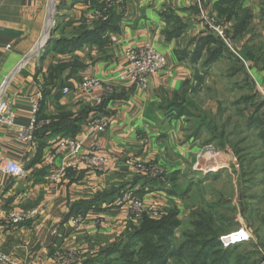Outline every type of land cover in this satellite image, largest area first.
<instances>
[{
	"label": "crops",
	"instance_id": "obj_1",
	"mask_svg": "<svg viewBox=\"0 0 264 264\" xmlns=\"http://www.w3.org/2000/svg\"><path fill=\"white\" fill-rule=\"evenodd\" d=\"M63 1L58 9L61 0H0V99H8L17 114L15 125L0 122V160L16 162L24 171L13 175L0 170V252L24 264H62L57 256L70 252L76 257L73 264H83L119 240L131 224H139L144 215L155 218L174 208L182 215V196L178 194L182 183L178 179L184 173L189 171L191 178L198 175V170L211 172L228 166L229 154L212 143L202 150L193 143L196 134L188 136L191 132L185 131L183 120L186 115L199 117L195 130L200 132L199 119L207 115L197 111L192 94L199 93L218 62L227 61L225 71L231 77L243 66L228 59L227 52L208 68L203 67V58L193 59L198 39L208 33L217 37L203 19L202 8L228 30L245 54V72H241L245 87L251 89L245 92V99L253 105L255 95L264 102L257 86L264 90V0H242L239 13L242 15L244 9L245 14L248 12V23L238 36L234 27L237 18L224 20L219 15L215 5L220 0H203L202 8L197 0H122L108 9L122 17L120 29L109 33L107 43H84L67 53H57L49 44L37 50L46 38L45 28L48 31L55 20L50 38L73 36L82 25L91 27L108 12L103 9L106 0ZM112 36L118 40L113 41ZM145 43L156 45L167 56V67L151 75L147 87L120 81L117 76L126 64V48ZM63 63L69 65L58 70ZM198 72L203 74L201 82L196 78ZM90 76L101 78L107 87L115 89V96L104 107L107 113H100L94 101L102 90L88 94L82 88V82ZM185 81H190L191 88L180 113L168 104ZM37 100L41 121L54 124L36 134V143L32 144L18 137L17 125L30 121ZM253 112L257 119L264 115L255 107ZM83 113L84 119L75 121ZM100 114L111 118L109 127L88 134L91 120ZM261 130L260 149L264 152ZM64 134L80 138L88 134L85 146L101 143L111 163L105 169L73 170L59 180L53 179L52 173L62 164L61 157L52 156L53 148ZM218 154L227 157L221 158L217 167H205V162L216 160L212 156ZM128 158L157 162L164 169V183H148L154 178L137 173L126 164ZM175 172L178 177L171 181L169 177ZM112 188L119 189L117 194L79 213L84 217L79 224L72 222L73 216L65 220L74 204ZM129 190L144 202L141 217H134L123 201V193ZM34 208L39 213L28 221L9 220L13 209ZM257 226L262 227L259 231L263 237L264 224ZM245 228L253 230L248 223Z\"/></svg>",
	"mask_w": 264,
	"mask_h": 264
},
{
	"label": "rangeland",
	"instance_id": "obj_2",
	"mask_svg": "<svg viewBox=\"0 0 264 264\" xmlns=\"http://www.w3.org/2000/svg\"><path fill=\"white\" fill-rule=\"evenodd\" d=\"M70 1L72 2L73 0ZM58 2L59 0H56V3ZM55 23L56 20L52 24L51 30ZM215 34L218 39L225 42L216 32ZM230 36L232 35L230 34ZM224 46L227 49L228 59L237 62L238 65H243L240 68V72L236 73L233 77L227 76L225 71L227 61L222 60L214 66V71L207 75L199 93L192 94L198 107L197 111L204 112L203 114L213 118L217 130L225 132L226 138L224 142L221 141V138L219 140L218 137H214V140L211 141L207 140L212 133V127L208 123L202 124L201 131L196 133L195 128L198 125L196 120L199 117L191 118L186 115L183 120L187 124L185 131L191 132L188 136L196 134L193 143H198L202 150H206V146L212 143L222 150V152L229 154L230 160L228 166L220 170L217 169L211 172L198 170V175L195 174L191 178H189V171H187L181 179L179 178L180 180L178 179L182 183L178 194L182 196L181 202L183 204L182 215H179L180 225L175 228V233H172L173 236L170 242L162 246L167 247L170 252L178 250L185 244L187 240L185 234L193 230L190 225L193 211L204 208L215 215L216 220L222 223V227L231 231L245 227V223L252 225L253 230L251 234L254 236L255 242L258 243L256 246L253 247L251 242L241 241L235 243H241V246L233 249L231 247L233 244L225 246L221 240L220 242L223 248L229 249L228 255L232 257L233 264H253V260L256 259H258V264H263L264 236L262 237L259 231L262 227L257 226L255 228L256 223H260V225L264 224V208L262 207L264 200L261 197L264 196V152L260 149L261 141L259 133L263 126L260 120L262 117L260 119L255 117L256 112H253V107H255V110L264 113V105L261 103V99L255 95L252 99L254 101L253 105L245 99V92L250 89L245 87V75L241 72H245V62L234 54L226 43ZM237 46L241 49L238 41ZM44 47L45 45L40 50ZM243 57L245 59V54ZM236 79H240L241 81H235ZM257 86L260 90V85L258 84ZM113 91L115 89H112V93ZM221 106L222 110H220ZM263 113H260V115H263ZM200 121L201 118L199 119ZM221 155V158L227 157L224 154ZM239 158L242 160L243 169L239 165ZM196 176H198L197 181ZM192 178L194 182L189 184L188 181ZM182 186L186 188L183 189L184 187L182 188ZM262 187L263 189L261 190ZM252 211L254 213L250 216V212ZM162 216L161 214L153 219L159 220ZM248 251L259 252V254L256 255V253L254 255L255 259L252 258L250 261H247ZM189 255L186 254L188 257ZM113 264L122 263L115 261ZM168 264L182 263H177L174 258H169ZM187 264H191L189 259ZM197 264L202 263L197 261Z\"/></svg>",
	"mask_w": 264,
	"mask_h": 264
},
{
	"label": "trees",
	"instance_id": "obj_3",
	"mask_svg": "<svg viewBox=\"0 0 264 264\" xmlns=\"http://www.w3.org/2000/svg\"><path fill=\"white\" fill-rule=\"evenodd\" d=\"M76 1L77 0H73L74 3ZM93 1L95 2V0ZM63 5L64 1L61 0L58 9H61ZM215 7L224 20L237 18L234 26L236 36L244 33L245 27L248 23V12L246 11L245 14L244 9L242 15H240L239 12L242 10V0H220ZM121 17L122 15L120 13L116 12L114 9H110V11L106 12L105 18L95 21L92 24L93 26L90 27L84 24L73 36L62 35L58 38L52 37L48 44L51 45L57 53H67L81 47L84 43H107L110 39L109 33L117 32L120 29L119 22ZM170 35L171 34L169 33V36ZM224 45L225 42L218 39V37L213 34L208 33L198 39L193 59L198 60L199 58H203V67L208 68L225 55L227 49ZM262 55L264 56V53H262ZM67 65L69 64H60L57 69H64ZM238 69L239 68H236L234 72L238 71ZM196 78H199V82H201L203 74L198 72ZM190 84V81L184 82L183 88L174 94L168 107L173 106L182 113V108L189 99L188 92L191 88ZM114 96L115 91L104 97L103 102L98 106L99 110H102L100 113H107L104 107L108 100ZM262 104L264 105V102ZM67 118L62 119L64 120ZM38 119L41 120L39 114ZM83 119L84 113L75 121ZM260 120L263 126L261 136L264 137V115ZM204 123H208L212 127V133L210 138H208V141L214 140V137H218L219 140L221 138V141L224 142L226 138L225 132L223 130H217L213 118L210 119L207 116H202L198 130H201V127L203 126L202 124ZM52 124H54V122L51 124H46L44 122V124L36 130V134L38 135ZM63 136H66V134ZM239 159V165L243 169L242 160L241 158ZM177 177L178 172H175L170 175L169 179L175 181ZM140 179L142 178L140 177ZM149 182L163 181L149 179L148 183ZM118 190L119 189L117 188H112L108 191L98 193L93 199L77 202L72 206L70 213L65 217V220L71 216L86 212L92 206H97L103 201L112 199L114 195L117 194ZM179 215L180 210L178 208L169 211L168 214L163 215L159 220L144 215L139 224H131L119 240L101 250L96 257L87 258L83 264H113L115 261L121 262L122 264H168L169 258H174L177 263L179 262L182 264H187L188 259L191 264H197V261H200L202 264H233L232 257L228 255L229 249L225 247L223 248L220 242L221 235L232 231L222 227V223L216 220L215 215L204 208L193 211V217L190 222L193 230L185 234V238L187 239L185 244H183L178 250L170 252L167 247L162 246L165 243L170 242V239H172V236L175 233V228L180 225ZM247 242H251L253 247L258 244L253 238ZM239 246H241V243L233 244L231 247L236 249ZM251 251H248L249 254L247 255V261H250L252 258L255 259L254 255L256 253V255L259 254V252ZM186 254H190L189 257L186 256ZM253 264H258V259L253 260Z\"/></svg>",
	"mask_w": 264,
	"mask_h": 264
},
{
	"label": "built area",
	"instance_id": "obj_4",
	"mask_svg": "<svg viewBox=\"0 0 264 264\" xmlns=\"http://www.w3.org/2000/svg\"><path fill=\"white\" fill-rule=\"evenodd\" d=\"M122 0H106V4L103 7L104 11H107L114 4H120ZM203 7V0H197ZM202 16L206 24H208L222 39L225 41L229 49L239 56L244 62L245 59L240 52L237 42L230 36L226 28L216 23L213 16L209 15L202 8ZM103 12V11H102ZM101 14V12H100ZM113 41H117L116 36L112 37ZM236 42V43H235ZM126 64L124 68L118 73V79L122 82H130L137 84L141 87H147L149 84V77L157 72L164 70L167 67V56L154 44L145 43L140 46H128L125 50ZM83 90L92 94L96 90H102L101 94L94 97L95 104L100 105L104 97L111 93L112 89L107 87L104 80L96 76H90L84 79L82 82ZM261 93L264 96V90L260 88ZM40 110V102L37 100L33 103L32 116L30 121L25 125L18 126V137L26 142L36 143V130L40 128L44 122L38 119V113ZM16 111L12 107L10 101L5 98L0 99V122L6 125L16 124ZM111 118L107 115L100 114L94 117L89 125V133H100L107 130L109 127ZM88 134L83 137L74 136H61L59 137L53 148V157H61L62 164L58 170L52 173V178L59 180L60 177L66 175L67 172L80 169H93L101 170L105 169L111 163V156L107 152L103 151L101 143H94L93 145L86 147L85 139ZM126 164L136 170L137 173L146 175L152 178L164 179V169L157 162L142 161L137 158H128ZM0 170L13 174H23V168L16 162L11 160L1 159ZM207 171V169H205ZM123 201L128 204L131 214L134 217H140L145 212V205L143 200L132 191H125L123 193ZM39 213V210L27 209L18 210L13 209L8 217L9 220L14 223H21L28 221L30 218L35 217ZM157 215V212H153ZM83 215L77 214L72 217L74 224H79L83 221ZM58 231L54 230L56 234ZM236 236V237H235ZM252 238L251 232L245 227H241L236 231H232L220 236V240L225 246L235 244L241 241H249ZM58 261L62 264H73L76 257L74 253H67L66 255H58ZM0 264H24L11 257L8 254L0 252ZM264 264V262H263Z\"/></svg>",
	"mask_w": 264,
	"mask_h": 264
},
{
	"label": "bare ground",
	"instance_id": "obj_5",
	"mask_svg": "<svg viewBox=\"0 0 264 264\" xmlns=\"http://www.w3.org/2000/svg\"><path fill=\"white\" fill-rule=\"evenodd\" d=\"M221 154H218V155H215V156H212V157H214L216 160H213L211 163H210V161H207V162H205L206 164H207V166H205V164H204V166L205 167H208V166H211V167H217L219 164H220V159H221ZM222 158H224V157H222ZM203 166V167H204Z\"/></svg>",
	"mask_w": 264,
	"mask_h": 264
},
{
	"label": "water",
	"instance_id": "obj_6",
	"mask_svg": "<svg viewBox=\"0 0 264 264\" xmlns=\"http://www.w3.org/2000/svg\"><path fill=\"white\" fill-rule=\"evenodd\" d=\"M50 31H51V27H49V30L47 31V27L45 28V30H44V34L46 33L47 35H46V38H44L42 41H41V43L39 44V46H38V48H36L37 50L38 49H40L41 47H43L44 45H46V44H48L49 43V41H50V37H49V33H50Z\"/></svg>",
	"mask_w": 264,
	"mask_h": 264
}]
</instances>
